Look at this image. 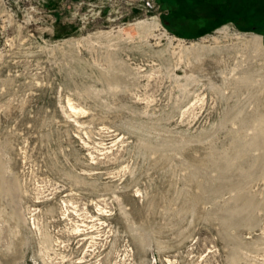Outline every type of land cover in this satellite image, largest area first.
<instances>
[{
    "label": "rangeland",
    "instance_id": "rangeland-1",
    "mask_svg": "<svg viewBox=\"0 0 264 264\" xmlns=\"http://www.w3.org/2000/svg\"><path fill=\"white\" fill-rule=\"evenodd\" d=\"M209 1L0 0V264H264V0Z\"/></svg>",
    "mask_w": 264,
    "mask_h": 264
},
{
    "label": "bare ground",
    "instance_id": "bare-ground-1",
    "mask_svg": "<svg viewBox=\"0 0 264 264\" xmlns=\"http://www.w3.org/2000/svg\"><path fill=\"white\" fill-rule=\"evenodd\" d=\"M181 42L182 41H179L180 44ZM247 44L251 45L253 50H256L257 53L264 58V45L260 36L254 35L251 39L248 40ZM191 45L193 46V50H198V47H202L201 43H192ZM202 48L205 49L206 47L204 46Z\"/></svg>",
    "mask_w": 264,
    "mask_h": 264
},
{
    "label": "trees",
    "instance_id": "trees-1",
    "mask_svg": "<svg viewBox=\"0 0 264 264\" xmlns=\"http://www.w3.org/2000/svg\"><path fill=\"white\" fill-rule=\"evenodd\" d=\"M197 1H199L200 3H204V1L205 2H213V1H209V0H197ZM204 4H206V3H204ZM199 7L201 8V5L200 6L199 5L198 6L192 5L190 8H188L187 6H183L182 7L183 8L182 12H185L187 15L191 16V19H189L191 24L199 22V19L200 20L203 19V18H200L201 16L196 14L197 12H200V8Z\"/></svg>",
    "mask_w": 264,
    "mask_h": 264
},
{
    "label": "flooded vegetation",
    "instance_id": "flooded-vegetation-1",
    "mask_svg": "<svg viewBox=\"0 0 264 264\" xmlns=\"http://www.w3.org/2000/svg\"><path fill=\"white\" fill-rule=\"evenodd\" d=\"M194 1H196V0H194ZM198 2H199V1H198ZM204 3H206V2L204 1ZM204 3H200V2H199L198 4H199V5H203ZM198 4H197V5H198ZM195 5H196V4H195Z\"/></svg>",
    "mask_w": 264,
    "mask_h": 264
}]
</instances>
